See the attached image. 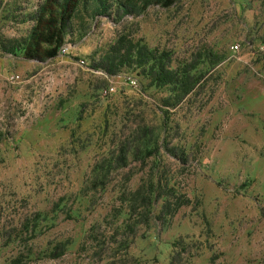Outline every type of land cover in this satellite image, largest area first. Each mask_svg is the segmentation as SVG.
Listing matches in <instances>:
<instances>
[{"label":"rangeland","instance_id":"rangeland-1","mask_svg":"<svg viewBox=\"0 0 264 264\" xmlns=\"http://www.w3.org/2000/svg\"><path fill=\"white\" fill-rule=\"evenodd\" d=\"M42 2L0 0V264H264V0H82L25 60Z\"/></svg>","mask_w":264,"mask_h":264},{"label":"trees","instance_id":"trees-1","mask_svg":"<svg viewBox=\"0 0 264 264\" xmlns=\"http://www.w3.org/2000/svg\"><path fill=\"white\" fill-rule=\"evenodd\" d=\"M82 0H43L33 15V27L29 39L18 43L17 50L25 60H51L58 57L65 45L66 25L69 23ZM175 0H166L165 6L173 5ZM154 62L149 76L158 87L179 83L181 76L177 71L165 68L159 59ZM191 78L190 76H187ZM184 95L193 87L183 85Z\"/></svg>","mask_w":264,"mask_h":264},{"label":"built area","instance_id":"built-area-1","mask_svg":"<svg viewBox=\"0 0 264 264\" xmlns=\"http://www.w3.org/2000/svg\"><path fill=\"white\" fill-rule=\"evenodd\" d=\"M230 50L233 52V53H238L239 52V46L238 45H233L230 47ZM65 52V48L62 47L61 50H60V53H64ZM82 64H84L85 62L82 61L81 62Z\"/></svg>","mask_w":264,"mask_h":264}]
</instances>
